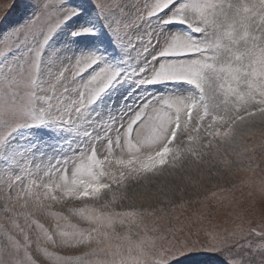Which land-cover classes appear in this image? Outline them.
<instances>
[{
  "label": "snow or ice",
  "instance_id": "obj_1",
  "mask_svg": "<svg viewBox=\"0 0 264 264\" xmlns=\"http://www.w3.org/2000/svg\"><path fill=\"white\" fill-rule=\"evenodd\" d=\"M264 264V0H0V264Z\"/></svg>",
  "mask_w": 264,
  "mask_h": 264
},
{
  "label": "rangeland",
  "instance_id": "obj_2",
  "mask_svg": "<svg viewBox=\"0 0 264 264\" xmlns=\"http://www.w3.org/2000/svg\"><path fill=\"white\" fill-rule=\"evenodd\" d=\"M209 264H215V258H213V260H210Z\"/></svg>",
  "mask_w": 264,
  "mask_h": 264
}]
</instances>
